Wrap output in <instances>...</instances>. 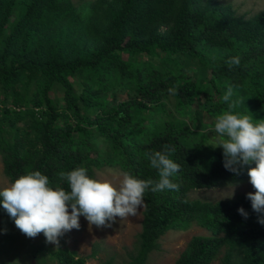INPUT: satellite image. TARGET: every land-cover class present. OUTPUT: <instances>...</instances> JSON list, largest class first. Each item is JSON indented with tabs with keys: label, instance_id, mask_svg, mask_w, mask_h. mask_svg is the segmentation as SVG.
Here are the masks:
<instances>
[{
	"label": "trees",
	"instance_id": "obj_1",
	"mask_svg": "<svg viewBox=\"0 0 264 264\" xmlns=\"http://www.w3.org/2000/svg\"><path fill=\"white\" fill-rule=\"evenodd\" d=\"M229 88L236 112L264 119V11L245 19L217 0H0V160L10 183L38 170L68 189L60 172L84 167L96 178L105 166L156 181L145 154L175 148L180 188L144 193L137 246L119 264H146L164 234L191 225L210 235L193 236L174 264L220 254V264H264V224L247 195L189 197L249 179L247 168L224 167L210 139ZM2 221L14 224L0 205ZM64 239L54 249L40 234L36 264H86Z\"/></svg>",
	"mask_w": 264,
	"mask_h": 264
},
{
	"label": "clouds",
	"instance_id": "obj_2",
	"mask_svg": "<svg viewBox=\"0 0 264 264\" xmlns=\"http://www.w3.org/2000/svg\"><path fill=\"white\" fill-rule=\"evenodd\" d=\"M229 67L239 66V57L226 61ZM175 94V89H169ZM232 89L223 95L227 109L217 115L214 132L216 147H222L224 167L240 175H247L255 192H249L254 212L260 214L258 223L264 224V119L254 120L251 114L235 111L239 101H232ZM175 148L165 145L163 151L146 153L150 167L158 173V180H143L128 171L119 174V183L113 179L92 178L84 167L60 172L59 177L68 185L53 187L49 177L40 171H29L0 189V205L14 221L16 228L28 238L43 234L46 242L59 247L60 240L72 229L80 228L83 216L89 226L112 227L117 217H134L145 206L144 193L164 190L178 191L174 177L181 167L171 159ZM252 165H255L254 167ZM235 185H232L231 198ZM238 212L245 218L243 208ZM12 264H19L13 261Z\"/></svg>",
	"mask_w": 264,
	"mask_h": 264
},
{
	"label": "rangeland",
	"instance_id": "obj_3",
	"mask_svg": "<svg viewBox=\"0 0 264 264\" xmlns=\"http://www.w3.org/2000/svg\"><path fill=\"white\" fill-rule=\"evenodd\" d=\"M93 0H72L77 7ZM223 4L232 6L237 16L245 19L251 18L264 11V0H217ZM192 76L196 74L197 65L192 64ZM216 144V137H210ZM121 171L116 167L105 166L96 170V178L113 179L119 183ZM10 184L5 177L3 165L0 160V189ZM232 185H235L234 195H231ZM255 192L250 183V179L241 182L225 185L218 189H206L192 191L189 193L191 199L216 202L219 200L232 199L238 195H247ZM144 207L134 217L121 220L117 217L112 227L96 228L89 226L86 219L80 217V228L72 229L65 235V246L76 252V256L86 259V264H101L109 259L114 263H128L130 256L137 246V236L141 231L142 213ZM210 233L191 225L185 230H170L159 239L160 248L153 251L146 261V264H174L179 255L185 249L187 243L193 236H209ZM40 240V235L36 238H28L22 234L15 226L8 221L0 222V264H12L19 261V264H36L37 260L32 258L34 246ZM51 246L56 249L53 244ZM221 254L211 264H220ZM6 259V260H3ZM40 261V260H39ZM46 261L55 264L51 257ZM41 263V262H40Z\"/></svg>",
	"mask_w": 264,
	"mask_h": 264
}]
</instances>
